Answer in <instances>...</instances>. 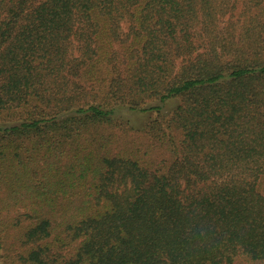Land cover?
<instances>
[{
  "label": "trees",
  "instance_id": "obj_1",
  "mask_svg": "<svg viewBox=\"0 0 264 264\" xmlns=\"http://www.w3.org/2000/svg\"><path fill=\"white\" fill-rule=\"evenodd\" d=\"M0 264H264V0H0Z\"/></svg>",
  "mask_w": 264,
  "mask_h": 264
}]
</instances>
